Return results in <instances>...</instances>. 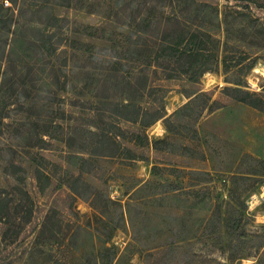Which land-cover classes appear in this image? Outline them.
Returning <instances> with one entry per match:
<instances>
[{
    "label": "rangeland",
    "instance_id": "rangeland-1",
    "mask_svg": "<svg viewBox=\"0 0 264 264\" xmlns=\"http://www.w3.org/2000/svg\"><path fill=\"white\" fill-rule=\"evenodd\" d=\"M11 4L19 22L0 51V199L17 187L32 215L21 239L5 244L0 231V264H143L167 249L165 264H264V0ZM178 5H196L191 19L218 59L192 81L148 66L159 44L142 51L152 37L140 22L176 16ZM24 27L63 42L48 57L20 39ZM149 86L164 117L124 120L122 105H150ZM205 103L220 108L203 112Z\"/></svg>",
    "mask_w": 264,
    "mask_h": 264
},
{
    "label": "trees",
    "instance_id": "trees-1",
    "mask_svg": "<svg viewBox=\"0 0 264 264\" xmlns=\"http://www.w3.org/2000/svg\"><path fill=\"white\" fill-rule=\"evenodd\" d=\"M49 0H45L47 2ZM60 1L61 5L68 8H79L84 0H57ZM171 1V0H170ZM35 6V5H34ZM149 5H143L146 8ZM171 7L172 5H164ZM179 12L172 17L161 16L159 21L154 23L152 19L142 20L139 26L142 27V34L144 35L148 31L149 37H152L149 41L143 42V46H146L142 51L149 52L151 50V44L158 45V51L155 57L147 63L148 66H157L161 69L163 78L174 79L180 78L182 76H189V80L192 81L196 77L208 72L212 66H217L218 59H216L212 53L208 50L207 45H205L207 38H209V33H204L201 31V27H195V19H191L190 10L192 6L196 5H178ZM147 16H153L154 6L146 8ZM13 6L11 8H3L0 5V51L1 54L4 52V46L7 44V38L5 35L10 32V26L13 21L19 22V20H14L15 12ZM20 14H25L27 10L20 8L18 9ZM32 17L36 16V13H31ZM150 17V18H151ZM29 22L31 19H26ZM49 23H47V28H53L57 26L56 19L50 17ZM194 27V28H193ZM16 36V35H15ZM20 39L27 43V45L33 47L34 51L42 52L51 57L54 54L57 45L62 43L61 39L53 41V34H49L43 30L36 27L23 28L20 30ZM35 38V44L32 38ZM72 48L77 49V42L71 41ZM143 55V54H142ZM9 57V56H7ZM150 58V56H147ZM2 58V57H0ZM152 62V63H151ZM33 68L28 70V74L32 72ZM21 84H24V78L18 79ZM6 84L13 85L15 81L12 77H9ZM145 87H143V90ZM157 87L149 86L146 93V97L151 100L148 107L142 108L134 104L122 105L121 109L124 110L122 118L127 121L137 122L141 118L144 126L151 125L158 119L164 117V109L158 107L155 98V92ZM224 91L233 92L236 96H230L233 100L245 104L253 109L259 110L257 105L249 100L250 95L241 90L225 88ZM5 95V94H4ZM200 95H207L206 93H200ZM3 96V95H2ZM152 98V99H151ZM210 101V98L208 102ZM117 107V106H116ZM215 109L208 103L203 106V112L206 110L208 113H212ZM133 158L134 153L128 152ZM4 194V191L0 192ZM16 193H20L26 196V193L22 192L19 188L14 187L7 196L0 199V231L3 234L5 244L17 241L21 239L24 232L26 224L30 223V218L32 215V209L30 206L23 204L24 200H18ZM27 199V197H26ZM173 252V249H167L162 251H156L148 253L144 256L143 264H165ZM236 255H230L229 259H235ZM206 264H218L214 260L205 261Z\"/></svg>",
    "mask_w": 264,
    "mask_h": 264
},
{
    "label": "built area",
    "instance_id": "built-area-1",
    "mask_svg": "<svg viewBox=\"0 0 264 264\" xmlns=\"http://www.w3.org/2000/svg\"><path fill=\"white\" fill-rule=\"evenodd\" d=\"M0 5L3 8H11L12 7L11 0H0Z\"/></svg>",
    "mask_w": 264,
    "mask_h": 264
},
{
    "label": "crops",
    "instance_id": "crops-1",
    "mask_svg": "<svg viewBox=\"0 0 264 264\" xmlns=\"http://www.w3.org/2000/svg\"><path fill=\"white\" fill-rule=\"evenodd\" d=\"M254 152V151H253ZM253 152H251L253 154Z\"/></svg>",
    "mask_w": 264,
    "mask_h": 264
}]
</instances>
